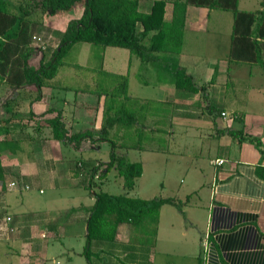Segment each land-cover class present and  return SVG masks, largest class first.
<instances>
[{"label": "crops", "instance_id": "obj_1", "mask_svg": "<svg viewBox=\"0 0 264 264\" xmlns=\"http://www.w3.org/2000/svg\"><path fill=\"white\" fill-rule=\"evenodd\" d=\"M153 1L144 9L141 0V11L150 12ZM241 2L252 8H243ZM239 9L261 10V0H240ZM172 11L173 5L167 4L168 22ZM232 31L230 12L187 8L183 50L174 59L198 86H208V102L203 101L201 94L177 90L167 80L156 83L146 79L148 74L159 77L163 72L142 65L140 60L137 63L140 85L153 87V91L147 97L129 94L142 103L153 102L154 107L167 105L168 138L181 146L175 148L178 163L169 173L168 186L162 185V191H168L162 198H175L183 203V208L163 206L155 235L149 229L120 224L115 241H93L86 256L87 221L95 203L93 193L90 201L79 200L68 207L49 204L43 211L18 206L15 196L22 194L24 187L11 189L9 184L15 180L29 186L41 180L53 182L55 188L61 178L59 173L71 172L72 182L76 180L73 169L66 167V160L75 149L52 139L48 127L39 135H25L21 131L30 125L25 126L20 116L21 125L15 127V117L12 118L9 138L20 142L21 151L4 158L6 179L0 182V264H264V180L256 172L264 160L255 146L240 145L227 133L231 129L244 130L260 137L264 144V67L230 61ZM53 83L54 87L43 88L39 101L11 91L18 105L24 100L29 102L22 112L35 115L31 126L45 123L61 110L73 132L100 129L104 97L91 90L73 91L72 87L56 82V78ZM69 92L77 93L74 100L68 97ZM208 104L219 109L220 116L209 114ZM11 109L10 114L15 116L16 111L12 106ZM50 109L55 111L48 113ZM240 116L243 122L238 120ZM152 118L151 123L155 120ZM87 145L82 150H87ZM216 160H224V164L218 166ZM139 161L143 164V177L146 160ZM136 186L128 193L130 196L155 198L143 196L144 190L143 194L134 193ZM125 192L123 189L121 194ZM5 216L12 218L9 227L14 232L6 230L2 221Z\"/></svg>", "mask_w": 264, "mask_h": 264}, {"label": "trees", "instance_id": "obj_2", "mask_svg": "<svg viewBox=\"0 0 264 264\" xmlns=\"http://www.w3.org/2000/svg\"><path fill=\"white\" fill-rule=\"evenodd\" d=\"M239 1L154 0L150 12L144 13L140 9L141 0H0V85L18 92V95L39 101L43 88L54 87L53 82L59 68L73 47L76 44H89L103 49L116 47L128 50L142 65H151L165 73V76L161 73L160 77L167 79L177 90L194 95L201 94L203 101L208 102V86H198L194 78L184 68L179 67L174 59L183 50L187 8L196 6L230 12L233 16L230 61L264 67V0H261L262 9L258 11L239 9ZM169 3L173 5L170 22L165 20L166 6ZM77 9L80 10V17L69 21L52 57L49 60L43 57L36 65L34 58L37 51L33 47V40L40 27L48 18L68 17ZM101 70L104 71L103 66ZM111 76L117 82L115 91H95L98 96L105 98L100 129L73 132L66 125L61 110L56 111V117L34 126L38 135L48 127L52 139L61 141L76 151L82 152L84 144L95 148L98 143L103 142L111 145L110 159L106 165L99 163L87 170L90 168L87 166L89 164L81 159L78 160L81 166L73 169L77 179L85 175L84 173H90L87 182H83L82 186L93 192L95 198L87 221L84 251L86 256L89 255L93 241H115L120 224H129L141 230L149 229L155 235L163 206L174 205L180 210L183 208V203L172 197L149 200L128 194L142 177L143 164L118 156L116 149L123 147L142 151L145 148L140 143L116 144L112 135L116 134L121 139L133 135L141 137L150 132L151 136L146 139L160 141L158 135L162 131L160 126L163 122L168 138V110L167 105L154 107L153 102L142 103L131 97L128 75L111 73ZM14 100L16 97L4 104L3 109L6 112L11 113ZM206 108L209 114H221L219 109L209 104ZM54 111L50 109L48 113ZM29 117L34 119L35 115L31 112ZM152 117L155 118L154 124L151 123ZM12 118L0 120L1 183L6 179L5 156L21 151L20 142L11 141L9 138ZM237 118L243 122L242 116ZM129 130L132 132H128ZM227 133L240 145L249 143L255 146L264 160V144L260 137L245 133L244 130L231 129ZM103 166L105 169L100 171ZM113 171L122 180L123 189L126 191L123 194L103 190L104 183ZM256 172L264 180L263 164L256 167Z\"/></svg>", "mask_w": 264, "mask_h": 264}, {"label": "rangeland", "instance_id": "obj_3", "mask_svg": "<svg viewBox=\"0 0 264 264\" xmlns=\"http://www.w3.org/2000/svg\"><path fill=\"white\" fill-rule=\"evenodd\" d=\"M13 1L16 2V0ZM142 4L145 7L144 9H146L150 6L151 2L150 0H142ZM243 4L244 3L241 2V6L243 8H252L249 6L245 7ZM79 17L80 10L77 9L66 18L56 17L52 19L48 18L46 20L45 24L40 27L36 33V37L33 40V47L37 51V55L34 58V63L36 65L39 64L43 57H45L46 60H49L52 57L54 50L59 46L61 36L65 31L69 21ZM137 63H139V60L136 57L131 56L130 52L125 49L116 47H108L103 49L99 46H93L89 44H76L66 57L64 64L59 68V72L56 76V82L62 86L72 87L73 91L91 90L95 92L110 90L113 92L115 91L114 87L117 86V82L114 78H112L111 73L116 72L130 76V94H134L135 96L145 94L147 97L149 92L152 93L153 87L150 88L140 85V70L138 69ZM101 66H103L104 71L101 70ZM146 79L152 81L154 80L156 83L160 80H167L164 77H158L157 75L152 74H148ZM13 95L14 93L8 90L7 87L0 85V120L8 119L9 117H15L13 125L15 127H19L21 124L18 122L19 117L21 116V118H23L22 121H25V124L30 125L28 126V129L24 131L22 130L21 132L23 134L25 133V135H36L37 132L34 129L35 124H33L34 126H31L30 124L34 119H28L29 113L25 114L22 112L29 104L27 100L22 101L23 98H21L20 100L22 103H20V105L17 104L16 100L13 101V111H16L17 113L15 116L14 114L5 112L3 109L4 104L7 101H10L14 97ZM76 95V92L68 93V97L73 100L75 99ZM161 124L162 125L160 126V129H162V131L159 132L160 136L158 135L160 141L152 142L146 139L147 136H151L150 132L148 134L145 133V135H142L141 137L138 135H133V137L126 136L127 138L121 139L118 138L116 134L112 135V139L116 144L120 143L123 145H131L132 143H140L145 148V150L139 151L135 149H124L123 147H119L116 149V152L118 156L126 157L132 162L146 160L145 174L142 178L136 181L137 186L134 193L136 192L140 194L141 191L144 190L146 193H141L143 196H155V198H161L162 196L168 194L167 190L162 191V185L168 183L169 173L174 171V166H177L178 162H176L175 148H181V146H178L179 142H170L169 138L166 137L168 134L165 131L166 126L163 125V122H161ZM118 128H120V126H118ZM139 128L142 129V127ZM128 132L132 131L129 130ZM17 134L21 133L18 132ZM93 147L94 146L92 145H87V150H83L82 152L71 150V156L66 160V167L70 166L72 169H77L76 167H79L78 160L81 159H84V161L87 160L86 163L89 164L87 165L88 167L97 166L99 163H104V165H106L105 163L108 162L105 161L110 159L111 145L109 143L103 142L98 143L97 148ZM152 149L159 150V153H153L151 151ZM66 154H69V151H66ZM153 158L154 161L152 160ZM89 159L94 161H88ZM91 167L87 170H90ZM104 169L105 166H103L100 171H103ZM59 174L61 178H59L56 188L54 187L55 184L53 182L49 181L50 183H47L42 180L37 181L33 186L30 185V190H23L21 192L22 194H17L15 196L16 204L20 207L27 206L31 209H35L37 207L38 210L41 208V210L44 211L47 210V205L49 204H59L63 207H68L79 200H85L88 202L90 199H93V195L91 194L90 190L82 186L83 182H87L90 173H84L85 175L79 176L78 179L74 175L76 180L73 179V182L70 178L71 172L70 174H67L66 172ZM119 179L120 178L117 177L115 173L111 172L107 179L108 181H106L103 185V190L114 194H121L123 189ZM145 188L148 189L146 190ZM40 189L43 191L42 193H40ZM32 211L34 212L36 210H30L28 212Z\"/></svg>", "mask_w": 264, "mask_h": 264}, {"label": "built area", "instance_id": "obj_4", "mask_svg": "<svg viewBox=\"0 0 264 264\" xmlns=\"http://www.w3.org/2000/svg\"><path fill=\"white\" fill-rule=\"evenodd\" d=\"M215 164L218 165V166H221V165L224 164V160H216V161H215ZM79 166H81V164H80ZM9 187H10L11 189H15V190L19 189L20 187H24V190H26V191H27V190H30V188H31L29 185H24L22 182H20V181H16V180L13 181V182H11V183L9 184ZM92 193H93V192H92ZM2 221H3V223L6 225V230H7V231L14 232V229L9 227V225H10L11 222H12V218H11V217L5 216V217H3ZM2 229H3V228H2ZM6 230L3 229V231H6Z\"/></svg>", "mask_w": 264, "mask_h": 264}]
</instances>
